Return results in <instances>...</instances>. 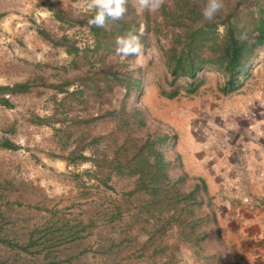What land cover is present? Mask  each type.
Listing matches in <instances>:
<instances>
[{"label": "trees", "instance_id": "obj_1", "mask_svg": "<svg viewBox=\"0 0 264 264\" xmlns=\"http://www.w3.org/2000/svg\"><path fill=\"white\" fill-rule=\"evenodd\" d=\"M46 10L59 25L58 31L37 26L35 32L45 44L62 50L69 63L50 66L54 73L35 72L22 82L1 85L0 107L12 109L14 97H46L50 112L42 117L32 112L29 125L59 134L56 144L64 155L58 158L76 168L89 164L82 175L118 195L116 203L94 215L102 221L108 242L120 236L105 230L120 229L124 236L120 242L126 245L125 237H129L134 242L130 250L138 247L133 253H140L143 264H159L156 259L168 249L164 237L174 231L178 243L187 246L200 264H227L229 260L246 264L232 247L227 253L222 249L205 252L208 244L213 249L222 244L205 184L198 179L185 189L187 175L173 152L176 136L160 125L151 129L137 103L143 81L120 73L108 61L153 42L165 67L164 84L158 87L161 97L172 100L181 90L195 94L207 73L221 77L220 94L236 93L264 51V0H172L169 5L158 4L154 12L148 10L147 2L140 8L135 0H104L103 5L93 4L78 15L48 2ZM76 29L87 33L82 45L67 37L68 31ZM114 91H123L122 101L118 108L105 110L106 97ZM78 110L86 117L68 118L69 112ZM95 126L106 127L104 134H95ZM0 145L5 150L18 147L8 139Z\"/></svg>", "mask_w": 264, "mask_h": 264}, {"label": "rangeland", "instance_id": "obj_2", "mask_svg": "<svg viewBox=\"0 0 264 264\" xmlns=\"http://www.w3.org/2000/svg\"><path fill=\"white\" fill-rule=\"evenodd\" d=\"M142 1L154 12L158 4L169 5L172 0H135L137 7L142 8L145 3ZM48 2L72 15L86 11L93 4H104V0H93L90 4L86 0H0V86L22 82L35 72L54 73L50 66L69 63L70 58L62 50L45 44L35 32L37 26L58 31L59 25L46 10ZM203 9L206 12L208 5L204 4ZM66 34L80 45L88 39L85 30ZM143 47L127 48L108 62L120 73H129L143 81L137 103L144 109L145 121L151 129L160 125L163 131L176 136L173 152L179 156L181 171L187 173L185 189L188 190L199 179L198 169L209 167L212 153L217 155L222 144L227 146L225 151L232 153L228 144L234 140L233 129L246 122L252 103L264 98V51L238 92L220 94L221 77L207 73V79L195 94L186 95L181 90L178 96L168 100L159 95V84L165 80L161 51L153 42ZM164 87L170 88L166 84ZM122 96L123 91L107 96L105 110L118 108ZM10 100L12 109L0 107V143L8 139L18 147L17 150L0 148V264H143L140 253H133L138 247L135 245L130 250L134 242L129 237H125L129 241L126 245L120 242L124 237L122 230L112 233L107 228V233L120 236L108 242L102 221L94 217L116 203L117 193L98 187L97 182L82 175L89 164L76 168L58 158L64 155L56 144L59 134L50 128L29 125L32 112L41 117L50 112L46 110L50 107L46 97ZM123 102L129 107L127 99ZM96 110L97 107L92 108V113ZM72 117L81 119L86 115L78 110L68 113V118ZM95 128L97 135L106 130L104 126ZM210 209L215 214L219 211L213 200ZM217 222L222 244L215 249L208 244L206 253L221 249L227 253L226 249L233 248L228 220L221 217ZM164 238L168 249L156 259L159 264L166 260L171 264H200L187 246L178 243L174 231H168ZM226 262L230 264L234 260Z\"/></svg>", "mask_w": 264, "mask_h": 264}, {"label": "crops", "instance_id": "obj_3", "mask_svg": "<svg viewBox=\"0 0 264 264\" xmlns=\"http://www.w3.org/2000/svg\"><path fill=\"white\" fill-rule=\"evenodd\" d=\"M250 109L246 122L233 129L232 153L222 144L209 167L199 168L196 176L217 203V221L228 220L233 248L246 264H264V98Z\"/></svg>", "mask_w": 264, "mask_h": 264}, {"label": "clouds", "instance_id": "obj_4", "mask_svg": "<svg viewBox=\"0 0 264 264\" xmlns=\"http://www.w3.org/2000/svg\"><path fill=\"white\" fill-rule=\"evenodd\" d=\"M217 219V218H216Z\"/></svg>", "mask_w": 264, "mask_h": 264}]
</instances>
